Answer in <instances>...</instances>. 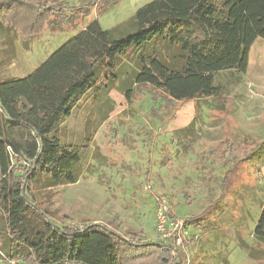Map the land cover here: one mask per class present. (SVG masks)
Returning <instances> with one entry per match:
<instances>
[{
  "label": "rangeland",
  "instance_id": "obj_1",
  "mask_svg": "<svg viewBox=\"0 0 264 264\" xmlns=\"http://www.w3.org/2000/svg\"><path fill=\"white\" fill-rule=\"evenodd\" d=\"M151 1L59 0L62 11L42 34L0 33V82L28 76L91 21L111 40L133 33L136 11ZM135 71L122 58L113 88L88 93L73 110L60 134L82 154L80 177L36 192L35 203L59 226L65 214L69 227L89 220L127 243L158 242L163 198L176 217H200L188 225L198 238L185 245V264H264L253 237L264 202V41L252 46L245 74H215L213 98L172 100L134 85ZM1 221L0 213V264H19L6 253L19 242Z\"/></svg>",
  "mask_w": 264,
  "mask_h": 264
},
{
  "label": "trees",
  "instance_id": "obj_2",
  "mask_svg": "<svg viewBox=\"0 0 264 264\" xmlns=\"http://www.w3.org/2000/svg\"><path fill=\"white\" fill-rule=\"evenodd\" d=\"M61 7L0 0V33L40 35ZM133 20L136 30L116 40L91 21L28 76L0 82V213L2 230L19 242L6 253L19 264H185L164 242L127 243L89 220L76 229L65 214L59 226L34 201L36 192L78 181L82 154L60 140V126L88 93L113 88L122 58L136 69L134 85L192 101L219 94L215 74H245L252 46L264 41V0H153ZM199 218L184 220L190 240L188 225ZM253 237L264 246V202Z\"/></svg>",
  "mask_w": 264,
  "mask_h": 264
},
{
  "label": "built area",
  "instance_id": "obj_3",
  "mask_svg": "<svg viewBox=\"0 0 264 264\" xmlns=\"http://www.w3.org/2000/svg\"><path fill=\"white\" fill-rule=\"evenodd\" d=\"M155 235L158 241L170 245L175 257H178L179 253L185 255V245L193 243L198 238L194 235L192 240L189 239L185 221L173 214L171 206L163 198L156 199Z\"/></svg>",
  "mask_w": 264,
  "mask_h": 264
},
{
  "label": "crops",
  "instance_id": "obj_4",
  "mask_svg": "<svg viewBox=\"0 0 264 264\" xmlns=\"http://www.w3.org/2000/svg\"><path fill=\"white\" fill-rule=\"evenodd\" d=\"M69 120V119H68ZM68 120H66V121H68ZM66 121L62 124V126H60V130L62 129V127H63V131H65V129H64V126H65V123H66ZM60 130H59V137H60V140L64 143V144H69V145H74L72 142H67V141H65V140H63L62 139V136H61V134H60ZM65 133V132H64ZM75 184H77V182L75 183ZM75 184H72V185H75Z\"/></svg>",
  "mask_w": 264,
  "mask_h": 264
},
{
  "label": "water",
  "instance_id": "obj_5",
  "mask_svg": "<svg viewBox=\"0 0 264 264\" xmlns=\"http://www.w3.org/2000/svg\"><path fill=\"white\" fill-rule=\"evenodd\" d=\"M51 225L55 226L53 222H50Z\"/></svg>",
  "mask_w": 264,
  "mask_h": 264
}]
</instances>
